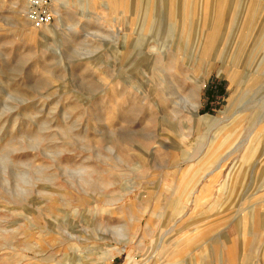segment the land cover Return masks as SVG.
Returning a JSON list of instances; mask_svg holds the SVG:
<instances>
[{
	"label": "rangeland",
	"instance_id": "374dc122",
	"mask_svg": "<svg viewBox=\"0 0 264 264\" xmlns=\"http://www.w3.org/2000/svg\"><path fill=\"white\" fill-rule=\"evenodd\" d=\"M33 1L0 0V264H264V0Z\"/></svg>",
	"mask_w": 264,
	"mask_h": 264
},
{
	"label": "built area",
	"instance_id": "2783aa9c",
	"mask_svg": "<svg viewBox=\"0 0 264 264\" xmlns=\"http://www.w3.org/2000/svg\"><path fill=\"white\" fill-rule=\"evenodd\" d=\"M48 1L49 0H35L30 4L27 17L33 27L40 28L52 22L53 16L48 10Z\"/></svg>",
	"mask_w": 264,
	"mask_h": 264
},
{
	"label": "bare ground",
	"instance_id": "6f19581e",
	"mask_svg": "<svg viewBox=\"0 0 264 264\" xmlns=\"http://www.w3.org/2000/svg\"><path fill=\"white\" fill-rule=\"evenodd\" d=\"M34 29V28H33Z\"/></svg>",
	"mask_w": 264,
	"mask_h": 264
}]
</instances>
